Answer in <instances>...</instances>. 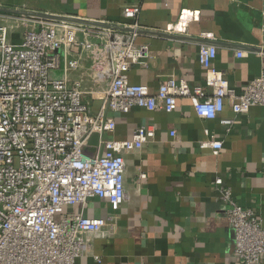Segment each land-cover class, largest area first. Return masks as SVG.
<instances>
[{
  "label": "built area",
  "instance_id": "2783aa9c",
  "mask_svg": "<svg viewBox=\"0 0 264 264\" xmlns=\"http://www.w3.org/2000/svg\"><path fill=\"white\" fill-rule=\"evenodd\" d=\"M122 11L123 24L0 13V264H75L95 234L114 231L113 219L64 213L92 199L106 200L111 210H119L125 155L155 138L153 127L141 126L129 140H101L96 156L86 155L83 149L92 134L115 129L106 112L125 115L140 108L170 114L177 99L186 98L196 114L231 128L234 120L222 117L227 102L234 116L264 106V73L237 94L212 68L216 48L209 44L197 52L209 95L201 87L191 89L183 78H168L155 93L132 85L129 71L146 67L149 49L136 43L143 30L140 8L127 5ZM196 19L185 15L186 22ZM185 24L166 31L181 34ZM17 33L21 37L14 41ZM201 38L213 40L210 33ZM87 97L100 98L96 114ZM204 136L199 146L217 156L222 142L208 131ZM213 184L234 233L238 262L261 264L264 229L259 217L234 202L221 178Z\"/></svg>",
  "mask_w": 264,
  "mask_h": 264
},
{
  "label": "crops",
  "instance_id": "0c3cea01",
  "mask_svg": "<svg viewBox=\"0 0 264 264\" xmlns=\"http://www.w3.org/2000/svg\"><path fill=\"white\" fill-rule=\"evenodd\" d=\"M50 1L49 8L45 2L47 14L109 24L126 23L122 8L137 5L143 30L136 43L148 46L149 58L146 67L133 66L128 76L132 85L151 93L175 77L209 95L197 60L202 44L215 46L212 68L237 94L264 73V0ZM190 13L197 19L186 22ZM178 22L187 24L183 33L166 31ZM205 33L213 40L202 39ZM87 100L96 114L100 98ZM176 103L170 114L140 108L125 115L106 112L114 119V131L91 135L83 151L94 157L101 140H129L141 126L155 130L154 140L125 155L124 203L119 210L99 199L64 209L66 214L114 223L113 232L93 236L75 264H240L233 252V230L213 184L216 178L231 190L238 206L257 214L264 229V106L234 116L227 102L222 117L234 120L228 128L196 114L189 99ZM204 131L222 142L217 156L199 146L206 140Z\"/></svg>",
  "mask_w": 264,
  "mask_h": 264
},
{
  "label": "rangeland",
  "instance_id": "374dc122",
  "mask_svg": "<svg viewBox=\"0 0 264 264\" xmlns=\"http://www.w3.org/2000/svg\"><path fill=\"white\" fill-rule=\"evenodd\" d=\"M25 0H0V13L4 15H24L28 16H39L37 14H47L46 5L51 4L50 0H45V2L40 0H29L28 3ZM44 5V6H42ZM51 5L48 6V8ZM51 13V12H50ZM21 37L20 33L13 35V40L18 41Z\"/></svg>",
  "mask_w": 264,
  "mask_h": 264
},
{
  "label": "water",
  "instance_id": "95a60500",
  "mask_svg": "<svg viewBox=\"0 0 264 264\" xmlns=\"http://www.w3.org/2000/svg\"><path fill=\"white\" fill-rule=\"evenodd\" d=\"M37 15H39L41 17H47L45 14H37Z\"/></svg>",
  "mask_w": 264,
  "mask_h": 264
}]
</instances>
